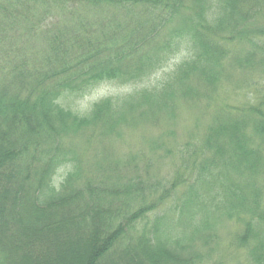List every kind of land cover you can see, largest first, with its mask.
<instances>
[{
	"label": "trees",
	"instance_id": "16d2710c",
	"mask_svg": "<svg viewBox=\"0 0 264 264\" xmlns=\"http://www.w3.org/2000/svg\"><path fill=\"white\" fill-rule=\"evenodd\" d=\"M182 49L159 90L84 116L59 103L149 79ZM232 68L264 71V0H0V264H264L263 91L215 105L183 148L162 141L179 159L169 177L106 147L83 164L73 144L119 138L179 99L213 106Z\"/></svg>",
	"mask_w": 264,
	"mask_h": 264
},
{
	"label": "rangeland",
	"instance_id": "374dc122",
	"mask_svg": "<svg viewBox=\"0 0 264 264\" xmlns=\"http://www.w3.org/2000/svg\"><path fill=\"white\" fill-rule=\"evenodd\" d=\"M187 50L182 49L166 66L157 71L149 79L141 82L122 84L119 82H104L87 92L78 99L64 97L60 99V104L65 108L71 109L79 115H87L92 105L103 99H113L117 104H121L126 96L142 90L155 91L161 89L165 82L171 76L176 64L186 56ZM236 69V68H235ZM264 71L253 69L246 71L233 68L227 72L223 79L220 89L213 94L215 104L207 106V98L203 95L195 96L194 99H179L175 103V109L172 114L164 112L155 114L149 119H140L136 121L134 128L122 127L121 137L106 138L101 141L95 138L90 144L85 135L80 134L73 137V144L77 153L83 159V164L94 165L96 163L95 154L108 149V154L113 158L124 160V155H133L134 159L143 158L145 163H150L151 173L155 177L171 176L178 167V154L174 153L172 157L163 156L164 149L159 144L164 141L169 147L183 148L190 140L195 141L203 133L205 127L211 122L215 114V105L226 102L229 105L242 104L248 100L253 101L252 94L249 91L260 90L264 92ZM242 88L237 90L236 86ZM202 93V92H201ZM256 95V94H254ZM155 146V150L152 148ZM160 147L161 150H157ZM65 175V168H60L54 178V183L58 185ZM223 237L230 238L233 228L227 222L222 223ZM224 243H229L226 238L221 239ZM202 242L198 241L196 248L202 250ZM227 246V245H226ZM206 251V250H205ZM234 257L236 258L235 254ZM237 258L236 260H238ZM209 261V260H205ZM233 261V260H232ZM227 264H235L227 263Z\"/></svg>",
	"mask_w": 264,
	"mask_h": 264
}]
</instances>
